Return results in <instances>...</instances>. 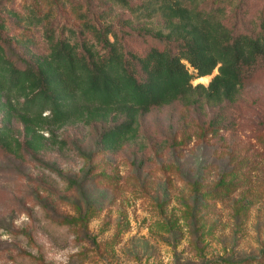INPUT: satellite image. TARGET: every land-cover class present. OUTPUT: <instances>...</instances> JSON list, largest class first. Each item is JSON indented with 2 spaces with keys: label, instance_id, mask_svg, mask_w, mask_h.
<instances>
[{
  "label": "rangeland",
  "instance_id": "obj_1",
  "mask_svg": "<svg viewBox=\"0 0 264 264\" xmlns=\"http://www.w3.org/2000/svg\"><path fill=\"white\" fill-rule=\"evenodd\" d=\"M73 1L100 26L114 25L132 52L159 45L140 30L162 28L160 18H138L113 0ZM252 6L256 15L262 3ZM29 8L51 13L59 34L82 30L69 0L1 1L21 15ZM2 13L1 40L18 67L48 52L43 26ZM217 73L192 84L208 86ZM219 110L156 108L116 153L102 149L103 123L46 127L45 143L54 135L64 146L25 149L23 158L0 147V264H264V74ZM218 114L225 128L210 126ZM11 127L23 142V125Z\"/></svg>",
  "mask_w": 264,
  "mask_h": 264
},
{
  "label": "trees",
  "instance_id": "obj_2",
  "mask_svg": "<svg viewBox=\"0 0 264 264\" xmlns=\"http://www.w3.org/2000/svg\"><path fill=\"white\" fill-rule=\"evenodd\" d=\"M1 1L0 14L30 27L43 26L48 45L45 55H33L32 64L18 67L1 40L7 27L0 20V147L17 158L24 157L25 149L38 154L50 144L63 147L54 135L47 145L40 132L75 123L106 124L102 149L116 153L138 139L141 118L152 110L180 103L222 113L264 74V0H144L140 5L113 0L138 18L163 21L158 30H140L159 43L143 55L127 48L114 25L100 26L73 0L82 30L63 26L61 34L51 13L29 8L21 15L2 10ZM256 1L262 6L255 15ZM118 22L132 26L129 20ZM216 69L219 74L208 86L192 84ZM46 112L50 115L44 117ZM216 116L210 126L225 128V118ZM13 120L23 125V142L11 127Z\"/></svg>",
  "mask_w": 264,
  "mask_h": 264
},
{
  "label": "water",
  "instance_id": "obj_3",
  "mask_svg": "<svg viewBox=\"0 0 264 264\" xmlns=\"http://www.w3.org/2000/svg\"><path fill=\"white\" fill-rule=\"evenodd\" d=\"M217 74H219V72H218ZM215 76H216V75H215ZM215 76H214V77H215ZM214 77H213V78H214Z\"/></svg>",
  "mask_w": 264,
  "mask_h": 264
}]
</instances>
